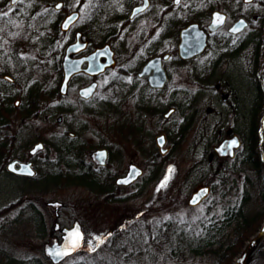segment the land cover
I'll return each mask as SVG.
<instances>
[{
  "label": "rangeland",
  "instance_id": "1",
  "mask_svg": "<svg viewBox=\"0 0 264 264\" xmlns=\"http://www.w3.org/2000/svg\"><path fill=\"white\" fill-rule=\"evenodd\" d=\"M37 1L39 2L37 3ZM40 1L45 6V4L53 5L57 0H21V8L16 14L10 10L9 0H0L1 103V90L4 91L7 87L3 76L7 73L22 83L23 102L38 91L57 86L56 83L60 80L56 71L55 58L51 55V49L48 47L51 43L48 31L52 15L47 9L42 8L44 7L42 4V7L37 9L41 15L32 20L34 9L32 8V11L30 8L32 5L37 6L41 3ZM66 1L72 8H81L82 0ZM173 1L169 0L171 4ZM125 3L126 0H106L104 17L106 28L113 26L114 16ZM209 6L226 12L230 18L228 24H232L234 19L242 16L250 22V26L238 36H230L226 25L216 37L209 41L205 55L199 59L182 64L174 58L167 63L170 75L167 87L163 91L150 94L149 101L152 106H156L158 109L165 107V110L171 104L178 108L177 113L168 122H163L162 116L157 114L147 120V126L152 130L153 139V144L146 145L148 157L141 154L135 157L129 151V141H126V144L121 138V143L124 142L127 147L122 145V157L119 160L113 159L114 167L119 166L120 168L115 169L117 172L127 169L130 161H137L146 172L143 180L131 189H123L119 192L118 196L121 199L117 201L104 194L114 188L113 183L108 190L105 189L104 193L97 194L64 181L62 176L66 175L69 169L63 163L56 164L52 171L53 182L61 184H48L46 181L50 179L39 180L37 183L31 184L28 191L21 189V184L26 183L20 184L16 180L6 178L0 172V210L9 208L0 216V264H53L46 254V248L53 244L56 238H59V231L55 229V226L59 225L61 229L69 227L75 220L81 223L84 228L83 247L77 254L59 264H210L209 256L197 255L192 251V248L198 244L204 245L205 240H202L201 237L208 238L207 231L209 230L210 234L219 240V243L222 241L228 243L238 223L242 222L246 216L252 218L264 208V179H259L251 165L244 162V158L241 156L226 164L229 167L225 177L228 181L226 185H217L211 189L212 192L196 206L189 203L193 191L199 184L211 185L203 182L206 180L204 176L209 169L206 149H211L216 142L217 139L214 140V137H217V132L219 134L218 129L225 132L227 127L222 126L221 122L223 121V124L228 126L226 122L231 118L229 115H219L218 113L221 109L224 110L225 106L221 95L216 92L217 82L228 84L229 89L231 86L235 96L242 98L245 102L249 113L248 118L251 119L254 114L261 122L258 149L261 154L263 153L264 160L262 148L264 103L260 106L258 90L253 84V74L256 70L255 47L258 40L263 38L260 27L263 25L264 0H253L252 2H245V0H181L175 11L185 10L186 20L190 16L186 11L189 7H193L204 24H208L210 17L205 11ZM3 12L9 14L3 16ZM206 14L207 16H205ZM9 20L14 24L15 29L6 31L8 27L7 22L4 21ZM143 24L144 22L140 21L137 29L131 30L127 36L129 38L126 41L128 47L136 45L139 48L140 37L138 34L144 30ZM21 37L25 42H23L22 50L30 47L34 52L32 54L24 53L21 56L16 55L17 61H15L16 58L11 57L10 50L14 45L21 44ZM177 43L178 39L169 37L166 40H160L158 46L152 47V49L153 52H171ZM259 66L258 74H261L262 77L258 78V81L263 84L264 57L260 58ZM115 80L113 72L103 78L99 97L104 98L106 102V107H103L106 113L103 116L100 114L99 117L91 118L94 127L103 132L105 127L113 122V114H111L113 106L120 105L123 109L122 117L124 115L126 119H129L128 114L133 111L131 90L136 88L138 92L141 89L139 84L129 82V78L124 77L121 80H116V85L112 84ZM202 82H207L210 87ZM80 83L82 82L79 81L78 84ZM10 90L12 89L10 88ZM147 94L149 95V92ZM70 100L73 98L63 100L64 106ZM46 104L53 106L55 102ZM90 107L98 108L97 110L100 111V106L92 104L88 106V108ZM82 110L81 104L75 106L72 110V118L77 119V124L85 126V120L81 119L82 116L84 117ZM191 117L194 118L193 125L187 130L186 137L181 141V144L175 146V143L170 140L169 144H173L175 148L171 153L168 152L169 156L166 159L160 156L158 158L155 154V131L160 126L170 128L183 121L187 123L186 119ZM201 125L204 126L207 133L216 134L208 141V144L202 138L198 139L197 137L200 128H203L200 127ZM92 126H88L84 131L79 130L81 137L85 140L89 138L97 145L99 141L95 136L98 134L95 133ZM242 126L244 143L249 147L250 141L246 137L248 133L244 128L246 127L244 120ZM44 127L40 120H28L25 126L20 127V140L29 141L32 134L37 133L38 130L41 132L42 129L46 130L43 134L50 137L51 140H55V133L58 135L61 132L58 126L51 129L52 131H49V127ZM103 137L114 146L117 144V140L113 143L115 136L112 133V128ZM150 149L153 152L152 162L149 159ZM156 160L159 163L155 162ZM169 169L172 171L169 172ZM43 171L45 173L46 169ZM110 172L113 173L114 170L111 169ZM50 181L52 182V180ZM50 202L62 204L59 216L56 215V206L49 205ZM33 206L42 211V217L32 215L31 208ZM231 209L241 213L228 219ZM214 226H222V232L219 233L216 228H213ZM260 228L246 241L244 247L259 232ZM100 240L104 242L100 243ZM89 241H91V247H95V251L90 250ZM219 243H215L212 247H217ZM240 253L234 259V263ZM251 264H264V258Z\"/></svg>",
  "mask_w": 264,
  "mask_h": 264
},
{
  "label": "flooded vegetation",
  "instance_id": "2",
  "mask_svg": "<svg viewBox=\"0 0 264 264\" xmlns=\"http://www.w3.org/2000/svg\"><path fill=\"white\" fill-rule=\"evenodd\" d=\"M9 2L11 7L10 10H13L14 14L19 13L22 4L21 0H17L15 5L12 4V0H9ZM38 2L39 1H37V3ZM180 2L176 3L174 0L173 4H171L169 0H126L122 9H119L114 16V23L111 28L105 27L104 17L106 0H82L81 8H72L66 0H57L53 5L45 4L47 7H45L42 2L37 6L32 5L30 8L31 10L32 8L34 9V11L32 10L34 12L32 20L41 15L37 9L41 8L42 4L44 6L42 8L47 9L52 15L50 30L48 31V38L51 40V43L48 47L51 49V55L55 58L56 71L58 76H60V80L57 81V86L40 91L44 92L45 95L43 97L37 96V93H39L38 91L23 102L24 90L22 83L8 73L3 76L4 83L7 84V87L4 91L1 90L2 105L5 114L3 117V129L1 130V140H3L4 144L2 174H4L6 178H11L20 182V184L26 183L24 185L21 184V189L23 191H28L30 185L37 183L39 180L50 179L52 182L47 180L46 182L48 184H56V182H53L54 175L52 171L54 170L53 168L56 167V164L60 163L61 165V163H63L69 169V172L62 176L64 181L69 182V184L78 185L91 193L97 194L104 193L105 189L107 188L106 190H108L113 183L114 188L112 187L113 189L111 191L104 194L111 196L112 200L115 199L117 201L121 199L118 196L119 192L123 189H131L133 186L139 184L146 173L144 167L134 160L130 161L127 169L117 172L115 169H118L119 166L114 167L113 159L116 158L119 160L122 157L123 149L121 146L127 147L126 141H129V151L134 154L135 157H137L138 154L148 157L146 145H148V143L153 144V139L151 134L152 130L147 126V120L157 114L162 116L163 122H168L178 111V108L171 104L168 105L166 110L164 109L165 107L158 109V107L152 106V103L149 101L150 94L163 91L167 87V84L164 88L152 87L149 83V78L153 75L154 70H151L148 75L141 77L140 73L143 71L144 67L152 59L160 57L162 59L163 68L167 72L169 79L170 75L167 70V63L171 59L176 58L179 63L183 64L193 62L202 57V55H205L204 53L190 60H183L179 56L178 46L180 43L181 31L192 23H199L200 26L208 32L209 41H211V39L216 37L226 25L228 26V33L230 36H238L243 33V31L239 34H233L230 28L241 18H244L248 22L245 17L240 16L234 19L232 24H228V22H230L229 15L223 12L227 15L226 23L218 30L211 31L209 25L211 24L212 14L219 10L211 6L207 7L205 13H208L210 21L208 24H204L200 16L197 15V10L193 7H189L186 11L190 14L186 20L185 10L179 9L175 11ZM245 2L249 1L245 0ZM57 5H60V7L57 8ZM139 7L143 8L142 11H135ZM32 11L31 13H33ZM73 13H78L76 21L67 28L63 27V23ZM205 16H207V14ZM140 21L144 22L142 25L144 30L138 34L140 37V46L139 48L136 45L128 47V45H126V41L129 40L127 36L131 33V30L137 29ZM4 22H7L6 25L8 28H6V31H10L13 28L15 29V26H13L14 24L10 20ZM249 26L250 22H248V26L245 29ZM169 37L178 39L177 45L171 52H153L152 47L158 46L160 40H166ZM23 42V38L21 37V44L12 47L10 50L11 57L16 58V55L21 56L24 53L32 54L34 52L30 47L29 49L25 48L22 50L24 45ZM28 44L30 46L29 41ZM72 45H74V47L68 53V56L70 59H81L83 71L72 76L67 85L66 93L62 94L61 86L65 76L63 63L67 55V50ZM106 45H110L114 53L111 59L107 51H100V49ZM166 55L169 56L167 59L165 58ZM14 60L17 61V58ZM102 66L107 67L101 71ZM112 72L116 80H121V78L124 77L131 78L132 84H139L141 86L138 92L136 88L131 90L133 94L131 95L133 111H131V114H128L130 116L129 119H126L124 115L122 117L121 111L123 109L120 105H115L112 108L111 114H113V122L105 127L104 132L108 134L110 128H112V133L115 136L113 143L117 140L115 146L107 140H104L103 136H105V133L102 130L100 131L99 128H95L91 122L92 117H99L100 114L103 116L106 113L105 109H103L106 102L104 98L99 97V90L103 78ZM116 80L112 82V84L117 83ZM79 81L82 83L78 84ZM202 84H206V86L210 85L207 82H202ZM137 85L135 86L137 87ZM91 86H94V88L89 95L86 96L84 93L82 94L83 89ZM215 88L217 90L216 92L221 95V99L226 108H224V110L227 111L226 113V111L221 109L218 111L219 115H229L232 119L229 117L230 120L226 122L228 126L223 124V121L221 122V125H225L224 127L227 128L225 132L222 129H218L219 134L217 132V137H214L216 134L213 132L211 134L207 133L202 125L200 127L203 128H200V131L198 130L197 137L198 139L202 138L206 144H208V141L213 137L214 140L217 139L215 142L216 145H214V143L211 149H206V156L208 168L213 167L216 170H220L223 169L227 163L232 162L240 156L245 158L247 155L248 147L244 143L242 122L244 120L246 123V127L244 128L249 131L247 123L249 113L245 102L242 98L240 99L235 96L236 94L231 89V86L229 89L228 84H222L221 81H219ZM147 92H149V95ZM69 98H73V100H70L69 103L64 106L63 100L66 101V99ZM47 102H55V105L50 106V103L47 105ZM79 104H81L83 108L82 115H84V117L82 116L81 119H83V121L85 120V126L80 123L77 124V119L72 118V110ZM92 104L98 107L100 106V111L97 110L98 108H88V106ZM107 107L110 108L108 105ZM32 119L42 121L45 126L44 128L49 127V131H52L51 129L58 126L61 132L58 135L55 133V140H51L50 137L43 134L46 132L44 129H42L41 132L38 130L37 133L35 132L32 134L29 141L20 140V127L25 126L27 121ZM186 120L187 123L183 121L170 128L160 126L155 131V154L158 158L160 156L166 159L169 153L165 155L161 153L157 145V137L160 135L166 136L167 143L165 147H169V152L171 153L175 146L181 144V141L186 137L187 130L193 125V117L187 118ZM88 126H92L95 133L98 134V136L94 134L99 141L97 145L90 141L89 138L85 140V138L81 137L80 130H87ZM89 130L94 132V130ZM121 138L126 144L124 142L121 143ZM235 138H237L236 144L232 145L230 141ZM170 140L175 143V146L169 144ZM230 145L231 147H229ZM207 147L208 145L206 148ZM102 152L105 155L100 156L99 154ZM152 154V149H150L149 159H151V162ZM149 159L148 161H150ZM13 161L31 162L36 171V175L34 177H29L9 171L8 166ZM155 162H158V160ZM132 167H135L136 170H141V174L134 180L127 181ZM44 169H46L45 173L43 171ZM111 169L114 170L113 173L110 172ZM122 181L127 182L122 183ZM59 184L61 183H57L56 185ZM207 187L210 188V192H212V185L201 183L193 191L192 196L200 192L202 188ZM204 199L205 198L202 199V202ZM49 205L56 206V215L59 216V210L62 204L60 202H50ZM31 211H33L32 215L43 216L42 211L37 210L36 206H33ZM75 223H78L84 232L83 226L77 220H75L71 226L63 228H71ZM55 229L59 231V238H56L53 243L60 242L62 238V229L60 226L56 225Z\"/></svg>",
  "mask_w": 264,
  "mask_h": 264
},
{
  "label": "water",
  "instance_id": "3",
  "mask_svg": "<svg viewBox=\"0 0 264 264\" xmlns=\"http://www.w3.org/2000/svg\"><path fill=\"white\" fill-rule=\"evenodd\" d=\"M247 1H251V0H247ZM137 9H143V8L139 7ZM137 9L135 11H137ZM217 16L223 17L222 23L216 22ZM77 18H78V13H73L63 23V27L65 24H67L68 25L67 27H69V25L72 24L74 21H76ZM226 19H227V15L225 13L220 12V11L213 12L211 24L209 25V29L211 31L218 30L220 27H222L226 23ZM247 26H248V22L244 18H241L235 23L233 27L230 28V31L233 34H239L242 31H244V29ZM233 29H239V30L233 31ZM73 47L74 45L68 48L67 55L63 63L65 76H64L63 83L61 86L62 94L66 93L67 85L70 79L72 78V76L75 75L76 73L83 71L81 59H70L68 56V53L71 51ZM208 47H209V34L207 31H205L200 26L199 23H192L181 31L178 52H179V56L183 60H190L197 56L202 55L207 50ZM100 51H107L109 53V58L110 59L113 58L114 53L110 45H106L105 47L101 48ZM168 57H169L168 55L165 56L166 59ZM105 67L107 66H102L101 71H103ZM151 70H154V71H153V75L149 78V83L154 88H164L168 81V75H167V72L163 68L162 59L160 57H156L152 59L144 67L143 71L140 73V76L142 77V76L148 75V73H150ZM93 88L94 86L83 89L82 94L85 92L90 93ZM161 137L163 138L162 142L160 140ZM236 140L237 138H235L234 140H231L230 142L232 143V141H236ZM156 141L163 155L169 152L170 148L165 147L167 143V139L165 135H160L159 137H157ZM13 167H15L16 169L15 171L12 170ZM8 170L18 175H23V176L34 177L36 175V171L34 170L33 164L31 162L13 161L8 166ZM140 174H141V170H136L135 167H132L131 173L128 175L129 178L127 179V181L134 180ZM209 193H210V188L208 187L202 188L200 192L195 193L192 196V198L189 201L190 205L196 206L200 204L202 202V199L206 198ZM77 228L79 230V233L82 239H77L75 236L72 237V240L78 244L75 250H72L70 243L66 240V237H68L70 232H74V230H76ZM263 241H264V223L261 226L259 232L255 236H253L251 240L246 244V246L244 247L240 255L237 257L234 264H251V259H252V255L254 251ZM83 244H84V232L81 226L78 223H75L71 228L62 229L61 242H55L52 245H48L46 248V254L50 258L53 264H59L65 258L72 256L76 254L77 252H79L82 249ZM65 249H67L68 251L67 255H63V254H61L60 256L56 255L57 251H60L61 253H63V250Z\"/></svg>",
  "mask_w": 264,
  "mask_h": 264
},
{
  "label": "trees",
  "instance_id": "4",
  "mask_svg": "<svg viewBox=\"0 0 264 264\" xmlns=\"http://www.w3.org/2000/svg\"><path fill=\"white\" fill-rule=\"evenodd\" d=\"M260 32L263 35V38L259 39L257 42V45L255 47V59H256V70L253 74L254 77V86L256 87L257 96L260 99L259 103L260 106L262 103H264V81L263 84L258 81V78L262 77L261 74H258V71L260 69L259 63L260 58L264 57V18H263V25L260 27ZM264 78V77H263ZM253 86V88H254ZM45 94L44 92L37 93V96L43 97ZM4 108L0 100V172H2V163L4 161V144L3 140H1V130L3 129V123H4ZM256 117V118H253ZM251 119H249L248 127L249 131H247L248 135L246 137L248 138L249 147H248V153L244 158V162L251 165L253 168V172L257 177L260 179H264V160H263V153L261 154L260 150L258 149V145L260 143V135H259V129L261 127V122L258 120L257 116H254ZM263 136H264V130H263ZM262 148L264 151V142L262 144ZM229 170V167L225 166L223 169L216 170L215 168L211 167L208 169L207 174L204 176V179H206L205 183L211 184L213 186V189L217 185L224 186L228 183L227 179H225L227 171ZM215 191V190H214ZM263 200H264V193H263ZM9 208H3L0 210V216L5 213ZM237 213H241L240 211L231 209L230 216L228 219H231L235 216H237ZM235 215V216H234ZM264 221V208L254 215L252 218H248L247 216L244 218V220L237 224V226L234 228V234L230 241L228 243H225L224 241L219 243V240L216 239V237L213 234H210V231L208 230L207 233H209L208 238L201 237L204 241V245L201 243L192 248V251L195 252L197 255H207L209 256V260L211 261L210 264H233L234 259L236 256L240 253L242 248L244 247L247 240L250 239V237L258 231V229L261 227L262 223ZM213 228H216L219 233L222 232V226H214ZM216 239V240H215ZM215 243H219L217 247H212Z\"/></svg>",
  "mask_w": 264,
  "mask_h": 264
},
{
  "label": "snow or ice",
  "instance_id": "5",
  "mask_svg": "<svg viewBox=\"0 0 264 264\" xmlns=\"http://www.w3.org/2000/svg\"><path fill=\"white\" fill-rule=\"evenodd\" d=\"M175 2L179 3L180 0H175ZM16 3H17V0H12V4L13 5H15ZM59 7H60V5H57V8H59ZM137 11L138 12L142 11V9H137ZM8 14H9L8 12H3L2 13L3 16H7ZM69 19H71V18H69ZM216 22H221L222 23L223 22V17L217 16L216 17ZM67 26H68L67 24L64 25L65 28H67ZM238 30L239 29H233V31H238ZM129 82H131V78H129ZM84 95H86V96L89 95V92H85ZM160 140L162 142L163 138L161 137ZM235 144H236V141H232V145H235ZM229 147H231V145ZM99 155L103 156L104 154L100 153ZM12 170L15 171L16 170L15 167H13ZM171 171H172V169H169V172H171ZM29 174H31V173H29ZM136 174H138V173H136ZM126 182L127 181H122V183H126ZM165 183H166V180H165ZM161 186L163 187L164 185L162 184ZM73 236H75L77 239H82V237L80 236L78 228L76 230H74V232H70L68 237H66V240L70 243V246H71L72 250H75V248L78 246V244L75 241L72 240ZM97 239H99V238H97ZM103 242H104L103 240H100V243H103ZM88 243L90 245V250L95 251V247H91V241H89ZM61 254L67 255L68 254L67 249L63 250V253H61L60 251L56 252L57 256H60Z\"/></svg>",
  "mask_w": 264,
  "mask_h": 264
},
{
  "label": "bare ground",
  "instance_id": "6",
  "mask_svg": "<svg viewBox=\"0 0 264 264\" xmlns=\"http://www.w3.org/2000/svg\"><path fill=\"white\" fill-rule=\"evenodd\" d=\"M263 243L262 242L254 251L251 259V263L258 261L261 258H264V249H263Z\"/></svg>",
  "mask_w": 264,
  "mask_h": 264
}]
</instances>
